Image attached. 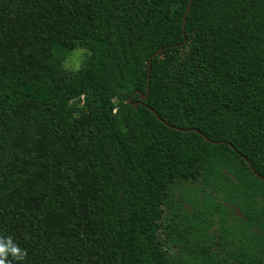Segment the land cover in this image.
<instances>
[{
  "label": "trees",
  "instance_id": "trees-1",
  "mask_svg": "<svg viewBox=\"0 0 264 264\" xmlns=\"http://www.w3.org/2000/svg\"><path fill=\"white\" fill-rule=\"evenodd\" d=\"M189 1L0 0L10 264H264V0Z\"/></svg>",
  "mask_w": 264,
  "mask_h": 264
},
{
  "label": "clouds",
  "instance_id": "clouds-1",
  "mask_svg": "<svg viewBox=\"0 0 264 264\" xmlns=\"http://www.w3.org/2000/svg\"><path fill=\"white\" fill-rule=\"evenodd\" d=\"M5 241H0V264H10L8 257L11 256L14 260L22 262L26 253H24L17 245H14L11 238Z\"/></svg>",
  "mask_w": 264,
  "mask_h": 264
},
{
  "label": "water",
  "instance_id": "water-1",
  "mask_svg": "<svg viewBox=\"0 0 264 264\" xmlns=\"http://www.w3.org/2000/svg\"><path fill=\"white\" fill-rule=\"evenodd\" d=\"M192 1H193V0H190V1H189V4H188V6H187L186 12H185L184 17H183V24H182L183 29H184L185 19H186V16H187L188 12H189V9H190V6H191ZM184 41H185V40H184ZM181 46H182V44H181V45H178V47H181ZM162 51H163V49H160L159 51L155 52V53H154V54L148 59V61H147V65H148L149 73H150V63H151V60H152L153 58L157 57ZM148 82H149V77H148ZM148 92H149V84H147L146 94H145V95H141V94H139V101H138V102H136V103H131V102H130V98H129V99L127 100V103H128V104H131V105H133V106L144 105V104H142L141 101H143V100H145V99L147 98ZM148 110H149L151 113L154 114V112H153L152 109L148 108ZM155 116H156V118L158 119V121H160V122H162V123H164V124L166 125V123L163 122V121H162L157 115H155ZM169 127H171V126H169ZM180 131H182V132H187L188 130L180 129ZM193 131L196 132V133H198L199 135L202 136V134L199 133L198 131H196V130H193ZM204 139H205V141L209 142L208 139H206V138H204ZM212 143H213V144H217V143H215V142H212ZM255 175H256V177L261 178L258 174H255Z\"/></svg>",
  "mask_w": 264,
  "mask_h": 264
},
{
  "label": "rangeland",
  "instance_id": "rangeland-1",
  "mask_svg": "<svg viewBox=\"0 0 264 264\" xmlns=\"http://www.w3.org/2000/svg\"><path fill=\"white\" fill-rule=\"evenodd\" d=\"M85 56L84 50L77 49L66 58L63 67L66 70L77 71L82 66Z\"/></svg>",
  "mask_w": 264,
  "mask_h": 264
}]
</instances>
